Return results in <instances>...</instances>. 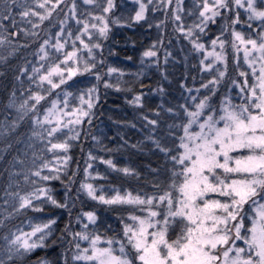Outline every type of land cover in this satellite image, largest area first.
<instances>
[{"label":"snow or ice","instance_id":"snow-or-ice-1","mask_svg":"<svg viewBox=\"0 0 264 264\" xmlns=\"http://www.w3.org/2000/svg\"><path fill=\"white\" fill-rule=\"evenodd\" d=\"M166 2L170 5L172 0ZM37 3L43 11L20 5V17H35L37 23H42L51 17L54 6L60 5L62 0H37ZM83 3L98 8L99 11L86 10L87 14L81 18L77 14L76 0H71L68 14L59 22L60 28L55 34V42L44 39L38 48V53L41 54L39 58L43 61L50 55L46 46L51 45L53 51L60 52L70 43L71 50L63 53L65 67H61L60 62L52 63L47 68L43 64L39 67L33 66L31 72H28L26 67H21L20 73L27 75L31 83L40 90H29L27 98L18 104L17 93L12 91L8 100V106L16 109L19 121L25 117L30 118L33 125L31 138L46 141V147L63 149L65 152L70 147L67 138L63 142L55 143L53 139L58 130L68 127L73 121L62 123L64 109L57 107L61 103L58 99L51 100V106L43 110L42 117L38 105L46 96L51 95L52 90L60 88L66 79L80 70L78 67H67V63L78 64L80 61L77 53L81 49L87 50L91 56L93 48H101L98 42H88L94 33L107 39L112 24H129V19L121 20L111 15L117 7L115 0H104L102 4L97 0H83ZM164 3L165 0H161V4ZM16 6V0H4V15L0 16V20H8L15 26L12 10ZM147 9L148 4L144 3V0H138V8L130 17V21L146 20ZM196 9V19L186 26L181 15L185 11L183 0H176L172 19L175 30L189 41L192 51L199 52L203 57L199 60L202 70H212L218 61H225L226 41L221 36L228 33L235 52L239 53L241 48L243 49V58L251 69L254 82L246 88H240V92L245 95L239 104L233 103L225 96L217 108L210 100L219 84L217 75H213L209 81L200 85L201 88L207 89L208 95L192 97V105L181 104L178 106L180 111L173 107L165 108L166 112L176 117L175 123L167 124V136L171 138V144L156 136L158 121L149 120L144 116L143 119L152 126L146 139L150 140L153 147L163 156L164 170L168 173L166 186L161 188L159 183H155L153 187L156 191L143 195H133L131 191L121 194L114 188V194L106 196L103 190L97 194L93 184H82V189L92 199L105 205H133L140 214L129 212L131 223L121 221L122 235L108 236L89 232L87 224L83 225L84 230L73 232L72 236L76 242L72 247L71 258L74 262L264 264V0H197ZM240 10L245 14L243 21L240 19ZM187 12L192 15L193 9L189 8ZM228 13L232 14L230 18ZM69 17L73 18L78 26L75 34L71 28L65 32ZM218 17L223 21V28L219 36L210 40L208 47L201 37L208 25L215 23ZM28 22L32 24L33 29L37 27V23H32L30 19ZM162 24L163 21L158 22V26ZM237 24L247 28V36L236 29ZM152 26L148 24L149 28ZM16 34L11 33L12 36ZM5 40L4 36H0V43ZM131 43L134 45L135 41L132 40ZM77 44L81 47L78 48ZM157 44H162V41H153L152 46L143 51L141 63H144V58H151V63L158 65L157 51L154 50ZM170 55L171 53L165 50V62ZM92 67L91 63L85 61L83 70L88 71ZM216 70L219 77L225 76V72L220 71L219 67ZM114 71L118 72L119 69H108L109 73ZM239 75L245 77L244 84L248 85L246 74L240 72ZM45 84L47 88L44 87ZM105 84L107 86V82ZM186 90L192 92L191 88ZM93 91L94 88L89 89V94ZM153 91H159L163 95L164 88L158 85ZM69 95L70 93L64 95V107H67ZM142 96L143 93H137L131 103L142 106ZM83 102L81 96V103ZM87 108H92L91 100L88 101ZM87 116L88 111L79 109L74 123L80 124L81 118ZM18 120L12 121L13 126L18 124ZM177 131L181 133L179 136ZM54 159L59 160V157ZM68 159L65 155L64 162ZM100 159L112 169H117L112 159ZM50 167L53 165L44 161L34 175L41 177V170ZM88 167L90 168L91 164ZM117 170L125 175H139L135 168L127 166ZM160 170L159 166L151 169L157 173ZM85 172L87 173V169ZM96 175L101 174L97 172ZM58 178L56 175L42 176L43 180ZM25 179L28 177L25 176ZM49 192L50 189L45 186L26 194L6 191L5 195L16 198L20 209L37 207L33 205V200H38L39 197H46L51 204L58 207H67L66 203H60ZM4 202L8 203V200ZM245 205H248V208H245ZM13 211H16L15 207ZM83 215L93 224L97 219L94 211L85 212ZM54 223V219H49L46 223L36 224L28 233L18 231V234H5V245L0 249L3 255L0 264H33L31 255L36 249L48 246L50 226ZM0 224H3L2 220ZM80 241H86L87 247H81ZM61 257L63 264H69L68 249L64 250ZM34 264L57 262L49 258H37Z\"/></svg>","mask_w":264,"mask_h":264},{"label":"trees","instance_id":"trees-1","mask_svg":"<svg viewBox=\"0 0 264 264\" xmlns=\"http://www.w3.org/2000/svg\"><path fill=\"white\" fill-rule=\"evenodd\" d=\"M3 2L4 0H0V16L4 15ZM115 2L116 5H119L122 0ZM69 3L71 0H62L60 5L54 6L50 18L45 19L42 23H37L35 17L25 19L19 15L20 5L42 11L37 0H16L17 6L12 10L15 26L8 20H0V36L6 38L4 43H0V150L4 147L13 148L17 146L19 144L17 138L23 135L22 131L29 128V123H25L17 129H12L13 134L8 137L2 135V129H5V123L2 121L5 116L10 115L7 113V110L10 111L8 100L12 91L17 93L16 97L24 100L27 98L29 90H40L31 83L27 75L21 74L19 70L21 67H26L28 72H31L33 66L39 67L40 64H43L47 68L52 63L53 59L40 60L38 48L44 39H49L54 43L52 37L59 31V22L64 20L69 12ZM76 4L79 16L81 14L85 16L87 11L91 9L90 5L83 4L81 0H76ZM184 4L185 11L181 15L185 25L188 26L196 18L193 17V14L189 15L187 9H194L195 4L193 0H186ZM175 6L176 0H172L171 5H166V1L161 4V0H153L149 4L151 22L154 23L155 17L158 15L156 12L163 13V17L156 19L155 26L151 28L140 22L136 25L139 27L138 31L129 25L112 24L108 38H102L99 41L100 49L93 48L91 56L84 49L77 53L80 61L78 67L83 69L85 61L91 63L93 67L88 71L82 70L72 78L66 79L60 88L52 90L51 95L46 96L38 105L41 111L44 106L51 103V100H62L61 96L65 92L82 94L94 88L96 94V100L90 109L89 116L84 117L80 123L82 132L79 136L73 137L68 133H66L68 136L63 135L64 140L67 138V142L70 144L69 149L66 152L64 150L65 155L69 157L68 167L61 172L58 179H51L47 183V188L50 189L49 194L60 203H66L67 207H58L51 204L46 197H39L38 200H33V205L37 207L20 209L18 200L6 196L5 192L18 191L20 194H26L36 188H42L40 186L43 184L34 180L36 188L20 190V185L25 184L26 186V183L16 181V179L22 180V175L13 172L14 166L11 165V161L13 163L15 159L16 162L20 158V161L23 160L21 151H16V149L10 151L9 149L6 155L0 154V220L3 221V224H0V249L5 245L3 239L5 234L16 233L19 228L24 226L32 228L36 224L46 223L47 220L54 219L55 223L50 226L51 236L47 239L48 246L34 251L31 255L33 264L37 258H49L56 261L57 264H63L61 254L65 249H68L69 264H85L83 261L74 262L71 258L72 247L76 242L72 233L84 230L83 225L87 224V231L89 232H98L108 236L122 235L123 224L121 221L126 223L125 219H127L128 213L136 212L137 209L127 204L105 205L89 197L86 191L82 189V184L91 182L98 188L104 186L107 188L108 194L113 192L114 188H130L137 193L144 194V192H148L145 190L152 191L155 183H159L161 188L166 186L168 173L164 170L163 156L153 147L151 141L146 139L150 131L146 126L148 123L143 117L147 116L149 120L156 119L158 121L156 132L157 136L161 137L164 132H168L167 126L164 128V125L169 123L172 117L171 113L167 117L169 113L165 111V108L173 107L180 111L179 105L185 103L192 105L190 96L199 94L202 89L200 82L205 81L203 75L208 76L207 71L202 70L199 63L201 55L192 51L190 43L181 44L182 38L177 36L183 34L175 30L172 19ZM120 9L126 10L124 7H120ZM111 15L116 16V12L112 11ZM29 19L32 23H37L35 29L28 22ZM244 19L245 15L242 16L241 20ZM159 21H163V24L158 26ZM217 24L216 21L210 23L203 37L207 33L206 37L210 35L208 39L212 38L214 32H218ZM237 25L240 26V31L248 34L245 26ZM69 28L74 34L76 33L75 20L71 17L65 25V32ZM12 32L17 34L12 36ZM33 32L36 34L33 35ZM94 35L97 34L94 33ZM92 40L94 41L93 38ZM132 40L135 41L134 45L131 43ZM153 41H162V44H157L154 49L157 51L158 65L152 64L151 58H144V63H141L143 51L152 46ZM227 41L229 42L230 39ZM77 47L81 46L77 44ZM46 48L50 50L51 45L46 46ZM70 50L71 45L69 43L62 50V53ZM165 50L171 53L167 62H165ZM52 56L55 58L54 54ZM72 64L74 63L68 62L67 66ZM241 66H243L242 63L231 65L224 77L217 75L219 84L216 86L215 93L210 97L214 106H218L219 100L229 91H232L233 96L239 99V92L234 91L236 88L233 86V81H239L244 85L245 78L243 76L235 77L238 71H241ZM109 68L119 69V71L109 73ZM137 73L141 74L137 75ZM97 74L99 79H97ZM18 76L20 79H17ZM246 77L248 78V76ZM105 82H107V86ZM158 85L163 86V95L159 91H153ZM44 87L47 88V85L45 84ZM187 88H191L192 92L189 93ZM198 89L199 91H197ZM137 93H143L142 106L131 103ZM203 95H208L207 89ZM160 122L165 123L160 124ZM171 142V138H168L167 143L171 144ZM100 143L103 149L96 147L99 153L95 154L93 147ZM132 145H137V147H132ZM35 147L37 155L29 153V156H36L42 160L41 158L45 157L41 151L42 145L40 146L35 142ZM38 155L39 157H37ZM100 157H103L104 160L112 159L116 165L120 158L125 159L134 166L133 168H138L142 175H138V177L125 175L117 170L121 167L112 169ZM95 161L98 164L95 165L93 163ZM89 164H91L90 168L88 167ZM100 166L101 169H99ZM158 166L161 169L158 173L151 171ZM85 169L89 173H86ZM93 170H96L94 174ZM97 170L101 175H96ZM5 200H8V203H5ZM14 207L16 211H13ZM88 211H94L97 215L95 224L87 223L83 213ZM54 241L55 243H53ZM80 243L81 247L86 245V241H80ZM0 259H3L2 252H0Z\"/></svg>","mask_w":264,"mask_h":264},{"label":"rangeland","instance_id":"rangeland-1","mask_svg":"<svg viewBox=\"0 0 264 264\" xmlns=\"http://www.w3.org/2000/svg\"><path fill=\"white\" fill-rule=\"evenodd\" d=\"M82 2H83V0H81ZM116 1V0H115ZM166 1V0H165ZM184 1H186V0H183V5H185L184 4ZM192 1V0H191ZM97 2L98 3H103L104 2V0H97ZM153 2V0H150V2H149V0H144V3H146V4H148V9H147V12H146V20H142V21H139L140 23H144L146 26H148V24L150 23V24H152L153 26H155V20L156 19H159V18H161L162 19V17H163V13H159V12H156L158 15L155 17V20H154V23H152L151 22V13L149 12V4H151ZM193 2H194V4H195V8L193 9V17H195L196 18V11H197V9H196V3H197V0H193ZM210 2H211V0H210ZM116 3V2H115ZM84 4V3H83ZM123 5V6H122ZM166 5H169V4H167V2H166ZM171 5V4H170ZM120 7H124V8H126V10L124 11V10H122V9H120ZM138 8V0H122V2L119 4V5H117V7L113 10V11H115L116 12V17H119L121 20H124V19H129V24H125V25H129V26H131V28H134L136 31H138L139 29V27H137L136 25L139 23V22H132V21H130V17L132 16V15H134V11L136 10ZM92 9H93V11H99V9L98 8H94L93 6H91V9H89V11H92ZM175 9V8H174ZM42 11H43V9H42ZM77 14H78V16H79V13L77 12ZM245 15L244 14V11L243 10H240V19H242V16L243 15ZM228 15V17L230 18L231 17V13H228L227 14ZM242 15V16H241ZM81 17L83 18V14H81ZM74 20V19H73ZM216 22L218 23L217 24V27H216V29H218V32H214V36L212 37V38H215V37H217V36H219L220 35V33H221V30H222V28H223V21H222V19L221 18H217L216 19ZM139 23V24H140ZM76 25V24H75ZM123 25V24H122ZM218 26H219V28H218ZM76 27H78L77 25H76ZM142 28V27H141ZM240 26H238V25H236V29L238 30V31H240ZM208 29V28H207ZM206 29V30H207ZM215 31V30H214ZM110 32V31H109ZM206 32V31H205ZM246 35V34H245ZM178 37H180V38H182L181 40H180V42H181V44H187V43H189V41L188 40H186L185 38H184V36L183 35H177ZM207 36V33H206V35H204V37H203V35H202V37H201V39H202V41L206 44V46H208V47H210V40L212 39V38H210V39H208L209 38V36L208 37H206ZM247 36V35H246ZM53 40H54V42H55V35H53ZM93 39H94V41L91 39L90 40V42L89 43H91L92 42V44H94V43H99V41L102 39V37H99L98 36V34L97 35H93V37H92ZM221 38L222 39H224L225 41H226V44H225V48H224V55H225V61H218L217 62V65H214L213 66V69L212 70H207V69H204L205 71H207V74H208V76H204L203 75V79L205 80L204 82H207L208 80H210L211 79V77L213 76V75H218V72L215 70V69H217V67H219V70L220 71H224L225 73L227 72V71H229V69L231 68V65H238V64H240V63H242L243 64V66H241L240 68H241V71H238V73L235 75V77L236 76H238V77H240V75H239V73L240 72H244L245 74H246V76H248V78H247V80H248V85H242L239 81H236V83L234 84L233 83V86H235V88H236V90L234 89V91L235 92H239L238 93V96H239V99H237V98H235L234 96H233V93H232V91H229V93H227V94H225L222 98H221V100H219V105L218 106H216L217 108H219L220 107V104H221V102L223 101V98L225 97V96H228L231 100H232V102L233 103H236V104H239L240 102H241V100H242V96H244L245 94H242L241 92H240V88L241 87H248V86H250L253 82H254V78H253V76H252V74H251V69H250V67H249V65L246 63V61L244 60V58H243V49L241 48V51L239 52V53H237V52H235V50L231 47V43H230V41L228 42L227 41V39H230L231 40V37H230V35L228 34V33H225L223 36H221ZM229 43V44H228ZM47 49V48H46ZM63 50V49H62ZM62 50H60V52H55V51H53V50H48L49 51V53H50V55H49V57L48 58H46V59H53L52 60V63H56V62H60V66L61 67H65V63L63 62V51ZM220 49H219V46H217V51H219ZM197 53H199V52H197ZM54 54V57L55 58H53V55ZM200 54V53H199ZM39 55H41L40 53H39ZM203 57L201 56L200 58H199V60L200 59H202ZM211 58H209V60H210ZM207 62V61H206ZM226 62V63H225ZM51 63V64H52ZM230 66H229V65ZM228 65V66H227ZM67 67H78V64H76V63H74V64H72L71 66H67ZM202 67V66H201ZM80 70L79 71H77V73L78 72H80V71H82L83 69H81L80 67H78ZM216 72H217V74H216ZM73 76H71L70 78H72ZM70 78H68V79H70ZM245 78V77H244ZM202 79V80H203ZM233 79H236V78H233ZM201 81V80H200ZM204 82H200V84H202V83H204ZM194 89H195V87H194ZM193 89V92L195 93V90ZM234 92V93H235ZM65 93H68V92H65ZM65 93H63V95L61 96L62 97V100H60L61 101V103L60 104H58L57 105V107L58 108H63L64 109V114H63V120H62V123H65V124H67V122L69 121V120H72L73 121V123L72 124H69L68 125V127H66V128H62V129H60V130H58V132L55 134V138L53 139V143H55V142H63L64 141V138H63V135L65 134V135H67L66 133H68L69 135H73V137H77V136H79V134L82 132V128H81V125L80 124H75L74 123V121H75V118H76V116L78 115V110L79 109H83V110H85V111H88L89 113H90V109H88L87 108V104H88V101L89 100H91L92 101V106H93V104H94V102H95V100H96V94H95V92L93 91L91 94H89V91H86V92H84V93H80V94H74V93H70V95L68 96V103H67V107H64V104L62 103V101H63V99H64V95H65ZM205 93V89L204 88H202L201 90H200V92H199V94L198 95H194V96H190V98H191V100H192V97H203L204 94ZM81 96H83V103H81ZM75 99V100H74ZM23 100L21 99V98H18V97H16V103L18 104V103H21ZM193 102V101H192ZM134 104V103H133ZM136 105V104H135ZM51 106V103L48 105H46V106H44L42 109H41V111H40V114H41V117H42V115H43V110L44 109H46V108H48V107H50ZM7 113H9L10 115H8V116H5V118L3 119V121H2V123H5V129H2V135L3 136H5V137H8L9 135H11V134H13V130L12 129H17V127H19L20 125H23V124H25V123H29V128H28V130L26 129L25 131H22V134L23 135H21V137L19 136L18 138H17V140H18V145L17 146H15V147H13V148H10V147H4V148H2L1 150H0V154L1 153H4L5 155L7 154L6 152H8L9 151V149H10V151H14L15 149H16V151H21V153H22V156H23V160H21L20 161V159H18L16 162H15V160H14V162L12 163V161H11V165H13L14 167H13V172L14 173H17V174H19V175H22L21 177H22V180H19V179H16V181H22V182H25L26 183V186H25V184H23V186L22 185H20V190H25V189H27V188H29V190H31L32 188H36L37 186H36V184L33 182L34 180H37L38 182L37 183H39V182H41L43 185L42 186H40V187H45V184H46V186H47V183L48 182H50L51 181V179L50 180H43L42 179V176H46V175H56V176H59L60 174H61V172L64 170V169H66V167H68V160H67V162L65 163L64 162V156H65V153H64V150L63 149H50V148H48V147H46L45 146V144H46V141H39V140H36L35 138H31V132H32V130H33V125H32V122H31V120H30V118L29 117H25V119L24 120H22V121H19L18 120V113H17V111H16V109L15 108H13V107H10V111L9 110H7ZM171 114L169 113V114H167V117H169ZM12 116V117H11ZM11 117V118H10ZM84 118V117H83ZM83 118H81V121H82V119ZM13 120H18V124L16 125V126H13V124H12V121ZM175 121H176V117H174L173 115H172V117H171V119L169 120V123H175ZM161 123H165V122H160V124ZM169 123H165V125H164V128L167 126V124H169ZM159 124V125H160ZM147 127H148V129H149V131L151 132V125L150 124H148V125H146ZM19 131V130H18ZM156 134V136H157V132L155 133ZM181 133L179 132V131H177V136H179ZM68 136V135H67ZM158 138H163V140H164V142H167V139L168 138H170V137H168L167 136V133H163V135L161 136V137H159V136H157ZM35 142L38 144V145H42V147H41V151H42V153L45 155V157L44 158H41L42 160H40L39 158H36V156L35 157H30L29 156V153H31L32 155L33 154H35V155H37V153L35 152ZM13 146V145H12ZM11 146V147H12ZM122 146H123V144H122ZM98 147H101V149H103L102 148V144L100 143L99 145H97V144H95V146L93 147V152L96 154V153H99V151L97 150V148ZM142 148V147H141ZM141 150V149H140ZM37 157H39V155L37 156ZM54 157H59V160H56V159H54ZM44 161H47V162H49L50 163V165H53V167H50V168H45V169H42L41 170V172H42V176L41 177H37V176H35L34 175V173H35V171L37 170V168H39V165L42 163V162H44ZM97 161H95V162H93L95 165L96 164H98V163H96ZM125 166H127V167H130V168H133L134 166L132 165V164H130L127 160H125V159H119V162H118V164H117V168H119V167H121V168H123V167H125ZM57 169H60L61 171H57ZM99 169H101V166H100V168ZM136 170H137V172L139 173V175H142V173H140V170L138 169V168H136ZM96 170H93V174H94V172H95ZM98 171V170H97ZM99 172V171H98ZM87 173H89V171H87ZM123 173V172H122ZM124 174V173H123ZM25 176H27L28 177V179H25ZM133 176V175H132ZM138 177V176H137ZM88 183H91V182H88ZM166 183H167V181H166ZM165 185V184H164ZM94 187L96 188V191H97V194H100V192H101V190H103V193L106 195V196H110V195H112V194H114V192H109V194H108V191H107V188L106 187H104V186H100V188H98V186H96V185H94ZM37 189V188H36ZM100 189V190H99ZM115 189H118V188H115ZM19 190V189H18ZM35 190V189H34ZM120 192H121V194H124L125 193V191H131L132 193H133V195H135V194H138L137 192H135L134 190H132V189H130V188H123V189H118ZM145 191H148V192H144V194L145 193H148V194H152L153 192H155L156 190L154 189V188H152V191H149V190H145ZM32 192V191H31ZM139 194H141V193H139ZM141 195H143V194H141ZM131 206H133V205H131ZM133 207H135L136 208V206H133ZM245 208H248V205H245ZM134 214H137V215H139L138 213H140V212H133ZM96 217H97V215H96ZM86 219H87V217H86ZM125 222L126 223H131V220H130V217L127 215V219H125ZM87 223H91V224H93L92 222H90V221H88V219H87ZM246 223H247V220H246ZM95 224V223H94ZM31 227H29V228H27V226H24V227H22V228H19L18 229V231H23V232H25V233H28V232H30L31 231V229H30ZM18 231L16 232L17 234H18ZM238 243H241V242H239L238 241ZM84 247H87V242H86V245L84 246Z\"/></svg>","mask_w":264,"mask_h":264}]
</instances>
